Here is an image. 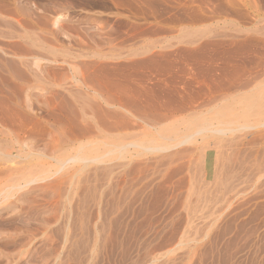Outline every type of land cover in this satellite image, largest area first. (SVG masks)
<instances>
[{
	"label": "rangeland",
	"instance_id": "1",
	"mask_svg": "<svg viewBox=\"0 0 264 264\" xmlns=\"http://www.w3.org/2000/svg\"><path fill=\"white\" fill-rule=\"evenodd\" d=\"M263 97L264 0H0V264H264Z\"/></svg>",
	"mask_w": 264,
	"mask_h": 264
},
{
	"label": "bare ground",
	"instance_id": "2",
	"mask_svg": "<svg viewBox=\"0 0 264 264\" xmlns=\"http://www.w3.org/2000/svg\"><path fill=\"white\" fill-rule=\"evenodd\" d=\"M263 98H264V97H263ZM254 103H257V101L254 102ZM254 103H253V104H254ZM251 104H252V103H251ZM257 104H258V103H257ZM249 105H250V104H249ZM255 105H256V104H255ZM255 105H254V106H255ZM251 106H252V105H251ZM258 106H259V105H258ZM254 108H255V107H254ZM257 109H258V108H257ZM0 149H1V148H0ZM4 157H5V156H4ZM9 157H10V156H9ZM4 159H5V158H4ZM6 161H7V160H6ZM7 162H8V161H7ZM0 166H1V165H0ZM7 170H8V169H7ZM0 171H1V170H0ZM4 171H5V172H8V171H6V170H3V173H2L3 175H4V174H8V173H4ZM34 171H35V170H34ZM11 172H12V171H11ZM38 172H39V171H38ZM0 175H1V172H0ZM9 176H10V175H9ZM2 177H4V176L1 175V178H2ZM5 177H6V175H5ZM5 177H4V179H5ZM6 179H7V178H6ZM0 181H2V180H0ZM2 184H3V183H2ZM42 188H43V187H42ZM33 189H34V188H33ZM33 189H32V190H33ZM13 190H14V189H13ZM32 190H31V191H32ZM4 191H5V190H4ZM86 193H87V192H86ZM7 195H8V194H7ZM9 196H11V195H9ZM34 197L36 198L37 196H34ZM34 197H33V198H34ZM30 198H31V197H30ZM33 201H34V200H33ZM28 203H29V202H28ZM30 204H31V203H30ZM33 204H34V203H33ZM25 205H26V204H25ZM27 207H29V206H27ZM37 208H38V207H37ZM35 209H36V208H35ZM35 209H34V210H35ZM34 210H33V211H34ZM16 212H17V211H16ZM25 214H26V213H25ZM24 219H26V218H24ZM20 220H21V219H20ZM20 220H18V221H20ZM22 220H23V217H22ZM41 220H42V219H41ZM21 222H22V221H21ZM23 222H24V221H23ZM30 223H31V222H30ZM33 224H34V222H33ZM20 225H22V223H21ZM27 227H28V226H27ZM28 228H29V227H28ZM16 230H18V229H16ZM19 231L22 232V230H20V229H19ZM12 233H13V232H12ZM21 234H22V233H21ZM5 236H6V235H5ZM12 238H13V237H12ZM23 239H24V238H23ZM25 240H26V238H25ZM6 241H7V240H6ZM0 242H2V241H0ZM24 242H25V241H24ZM24 242H23V244H25ZM0 244H1V243H0ZM26 245H27V242H26ZM26 245H25V246H26ZM81 245H82V244H81ZM23 246H24V245H23ZM212 246H213V245H212ZM212 246H211V247H212ZM213 247H214V246H213ZM213 247H212V248H213ZM21 248H23V247H21ZM124 248H125V247H124ZM0 249H2V248H0ZM34 251H35V250H34ZM0 252H2V251H0ZM18 252H20V250H19ZM18 252H17V253H18ZM28 252H29V251H28ZM72 252H73V251H72ZM53 253H54V252H53ZM19 254H20V253H19ZM5 255H7V253H6ZM65 255H66V254H65ZM77 255H78V254H77ZM0 256H1V255H0ZM15 256H16V254H15ZM18 256H19V255H18ZM20 256H21V255H20ZM50 256H52V255H50ZM1 257H2V256H1ZM1 257H0V258H1ZM16 257H17V256H16ZM34 257H35V256H34ZM36 257H37V256H36ZM39 257H40V256H39ZM53 257H54V256H53ZM80 257H82V256H80ZM37 258H38V257H37ZM37 258H35V259H37ZM46 258H47V257H46ZM48 258H49V256H48ZM63 258H64V257H63ZM75 258H76V257H75ZM212 258H213V257H212ZM38 259H39V258H38ZM42 259H44V258H42ZM42 259H41V260H42ZM34 261H36V260H34ZM39 261H40V260H39ZM39 261H38V262H39ZM43 261H44V260H43ZM45 261H46V259H45ZM45 261H44V262H45ZM41 262H42V261H41ZM44 262H43V264H44ZM35 263H36V262H35ZM46 263H47V262H46ZM84 263H85V262H84ZM39 264H40V263H39ZM41 264H42V263H41ZM66 264H67V263H66Z\"/></svg>",
	"mask_w": 264,
	"mask_h": 264
}]
</instances>
